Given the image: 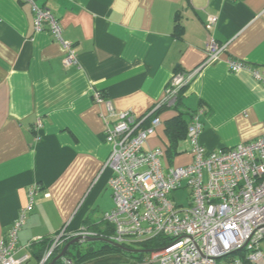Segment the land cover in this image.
<instances>
[{"label": "crops", "instance_id": "obj_1", "mask_svg": "<svg viewBox=\"0 0 264 264\" xmlns=\"http://www.w3.org/2000/svg\"><path fill=\"white\" fill-rule=\"evenodd\" d=\"M34 1L57 17L77 62L63 65L62 45L45 26L35 29L29 1L0 0V238L28 202L30 186H40L18 232L17 255L30 254L24 263L38 264L41 241L64 225L89 229L99 222L91 214L113 208L111 170L103 168L105 122L114 119L106 100L116 110L146 112L175 71L203 61L208 14L216 16L211 34L225 48L198 70L177 108L160 113L144 147L165 150L166 121L199 107V142L207 149L263 133L264 85L247 69L230 70L227 60L264 69V0ZM178 148L164 165L191 161L186 137Z\"/></svg>", "mask_w": 264, "mask_h": 264}, {"label": "built area", "instance_id": "obj_2", "mask_svg": "<svg viewBox=\"0 0 264 264\" xmlns=\"http://www.w3.org/2000/svg\"><path fill=\"white\" fill-rule=\"evenodd\" d=\"M31 3L34 26H44L63 48L65 67L76 64L70 42L63 39V28L54 13ZM216 16L208 14L204 23L208 33L204 59L187 71H175L165 86L163 96L144 113L116 110L106 100L105 138L110 149L103 168L111 170L108 185L113 208L102 219L113 226L106 238L125 245L162 236L159 248L147 251L139 259L121 264H264V131L253 140L232 147L207 149L199 142L203 107L190 112L186 140L192 159L184 165H164V148H145L147 138L161 125L160 109L174 108L180 90L198 70L218 60L225 45L211 34ZM230 70L247 69L264 85V69L229 59ZM102 100V96L96 94ZM264 128V120H263ZM186 187L188 205L178 204L171 193ZM38 184L30 186L28 202L20 208L6 235L0 238V264H22L29 253L17 255L18 232L33 205ZM95 231L81 228L71 232L64 225L50 237L38 264H47L55 250L70 237H97ZM28 246V245H26ZM63 264L71 260L61 257Z\"/></svg>", "mask_w": 264, "mask_h": 264}, {"label": "trees", "instance_id": "obj_3", "mask_svg": "<svg viewBox=\"0 0 264 264\" xmlns=\"http://www.w3.org/2000/svg\"><path fill=\"white\" fill-rule=\"evenodd\" d=\"M188 85V84H187ZM186 86H183L180 90L179 97H178V103L181 101V96L183 94V91ZM176 107L174 108H177ZM166 108H162L159 111L162 112ZM190 113L185 111L178 110L177 115L171 117L168 119L165 123V133L167 137V144L165 148V157L168 162H172L173 158L181 152L179 150V142L183 140L186 137V128L188 124V120L186 119V115ZM90 230H93L98 235L95 240H102L103 243L98 248H93L92 246H89L85 253H77V258L75 261H72V259L67 256V253L69 252V247L67 248L64 257L71 260L72 264H79L82 261L86 259L93 258L94 264H121L125 263L126 260H134L142 258L147 251H150L155 248H159L162 244H164L165 240L162 236L149 238L146 240H142L135 243H129L122 245L126 247L127 249H131V251L126 250L118 246V244L110 242L106 235L112 233L113 226L108 223L107 221L101 219L99 222H96L93 226L89 227ZM73 238L70 237L68 239H65L61 245L55 250L54 254L52 255L51 259L57 255L61 249L63 248L64 244L68 241L72 240ZM42 242V247L39 251H37L35 254L38 256V260H40L42 256V252H44L43 249L49 246L50 244V238L44 239ZM79 241L72 243L71 246L75 247V244ZM137 249V251H134ZM55 264H63L62 259H58Z\"/></svg>", "mask_w": 264, "mask_h": 264}, {"label": "rangeland", "instance_id": "obj_4", "mask_svg": "<svg viewBox=\"0 0 264 264\" xmlns=\"http://www.w3.org/2000/svg\"><path fill=\"white\" fill-rule=\"evenodd\" d=\"M181 148V147H180ZM165 164V161H164ZM171 195L174 197L175 201L178 204H181L183 206H187L188 205V200H189V191L186 187L177 189L175 191H173L171 193ZM101 211H98V213L95 214H91L90 219L93 221H99L102 219V215ZM103 243L102 240H96V241H86V240H81L78 243L75 244V247H72L71 245L69 246V252L67 253V256H69L72 261H75V259L77 258V253H85V251L87 250V248L89 246H92L93 248H98L101 244ZM261 246L262 249H264V239L261 241ZM146 254V253H145ZM94 259L90 258V259H86L84 261H82L79 264H94L93 263ZM131 261V260H126V262ZM24 264H34L32 261L31 262H26Z\"/></svg>", "mask_w": 264, "mask_h": 264}, {"label": "water", "instance_id": "obj_5", "mask_svg": "<svg viewBox=\"0 0 264 264\" xmlns=\"http://www.w3.org/2000/svg\"><path fill=\"white\" fill-rule=\"evenodd\" d=\"M84 238H85L84 240H86V241H91V240H95L97 237H84ZM77 241H80V238L75 237V238H73L72 240H70V241H68L67 243H65L64 246H63V248L61 249V251H60L57 255H55V256H54V257H53V258H52L47 264H55V262H56L58 259H60L61 257L64 256V254H65L67 248H68L72 243H75V242H77ZM118 246H120V247L123 248V249H126V250L131 251V249H127L126 247H124V246H122V245H119V244H118ZM134 251H137V249H135Z\"/></svg>", "mask_w": 264, "mask_h": 264}]
</instances>
